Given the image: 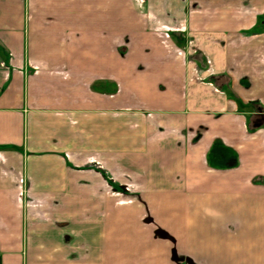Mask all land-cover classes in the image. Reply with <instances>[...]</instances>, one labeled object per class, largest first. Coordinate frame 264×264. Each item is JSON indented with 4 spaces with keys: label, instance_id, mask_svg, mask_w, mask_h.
<instances>
[{
    "label": "crops",
    "instance_id": "obj_1",
    "mask_svg": "<svg viewBox=\"0 0 264 264\" xmlns=\"http://www.w3.org/2000/svg\"><path fill=\"white\" fill-rule=\"evenodd\" d=\"M260 107L264 0H0V264H264Z\"/></svg>",
    "mask_w": 264,
    "mask_h": 264
},
{
    "label": "trees",
    "instance_id": "obj_2",
    "mask_svg": "<svg viewBox=\"0 0 264 264\" xmlns=\"http://www.w3.org/2000/svg\"><path fill=\"white\" fill-rule=\"evenodd\" d=\"M231 92V91H230ZM234 97V96H233ZM235 98H236V100L238 99V97L237 96H235ZM253 106H254V103H253ZM254 108H255V106H254ZM260 111H264V109L262 108V107H260ZM256 114V117H258V118H255V115L253 116L254 117V119H251L250 118V120L248 119V123H249V127H250V129H252V130H255L257 127H262V126H264V116L263 117H261L262 115H264V114H262L261 112H258V113H255ZM259 115H261V116H259ZM251 116V115H250ZM256 122H259V123H257L256 125H255V123ZM216 144H218V142L216 143ZM222 150H224V151H230L229 149H227L226 147H222ZM215 151H216V147L214 146L211 150H210V152H209V154H208V157L209 158H212L211 160L212 161H214L215 160V158H216V153H215Z\"/></svg>",
    "mask_w": 264,
    "mask_h": 264
},
{
    "label": "rangeland",
    "instance_id": "obj_3",
    "mask_svg": "<svg viewBox=\"0 0 264 264\" xmlns=\"http://www.w3.org/2000/svg\"><path fill=\"white\" fill-rule=\"evenodd\" d=\"M240 106L241 107H243L245 110H252V107H253V105H252V102L250 101L249 103L247 102H245V104H243V103H240ZM119 174V173H118ZM118 174L116 175L117 177H118ZM105 176V178L107 179V176L108 175H104ZM118 179V178H117ZM110 180H108V182H109ZM111 183V181L109 182V184ZM117 184V187L118 188H121L120 186H119V184L120 185H122L120 182H117L116 183ZM126 187V186H125ZM125 194L123 195V193H122V195H119V196H117V199H118V201L120 200V201H124L125 200ZM138 202L139 201H141V199L140 198H138V200H137Z\"/></svg>",
    "mask_w": 264,
    "mask_h": 264
}]
</instances>
